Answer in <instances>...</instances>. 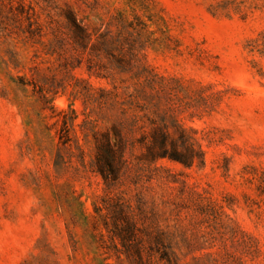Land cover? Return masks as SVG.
Masks as SVG:
<instances>
[{
    "label": "rangeland",
    "instance_id": "374dc122",
    "mask_svg": "<svg viewBox=\"0 0 264 264\" xmlns=\"http://www.w3.org/2000/svg\"><path fill=\"white\" fill-rule=\"evenodd\" d=\"M67 9L139 41L78 53ZM158 126L189 166L151 161ZM0 264H264V0H0Z\"/></svg>",
    "mask_w": 264,
    "mask_h": 264
},
{
    "label": "trees",
    "instance_id": "16d2710c",
    "mask_svg": "<svg viewBox=\"0 0 264 264\" xmlns=\"http://www.w3.org/2000/svg\"><path fill=\"white\" fill-rule=\"evenodd\" d=\"M65 26L69 31V36L71 39V44L78 53H90L98 51H109L111 47L115 45L117 41L122 47L126 45L129 49H132L133 42L139 41L138 37H132L133 31H137L133 26V20H140L138 17H133V20L128 22L127 27L124 26L125 20L122 18V27L118 30L116 37L109 36L108 33L90 31L86 26H84L76 17L74 12L70 9L65 11ZM141 24H144L141 20ZM30 33L32 30H29ZM138 34V33H137ZM90 71V68H89ZM99 75V74H98ZM58 114L63 115L66 110L56 109ZM57 121V120H56ZM61 129L66 133L60 135L59 137H64L61 142L67 143L69 141L67 132L71 126V119L61 117L60 120ZM113 136L109 131L94 135V169L97 171L104 179L110 175L112 179H116L119 171V163L123 162L124 152L128 142L130 141L126 134L121 132V125H112ZM152 140L147 144V153L151 161H158L162 159L176 160L189 166L192 163V156H183L177 148L176 141L171 138L169 132L165 126H158L152 129L151 133ZM171 144V148L167 147ZM181 145H185L183 137H180ZM94 211L99 215L100 208H94ZM125 223L122 228L116 232V235L124 242L130 239L134 235V224L129 217V215L123 214Z\"/></svg>",
    "mask_w": 264,
    "mask_h": 264
}]
</instances>
